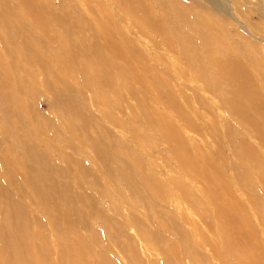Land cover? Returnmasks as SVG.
<instances>
[{
	"label": "bare ground",
	"instance_id": "6f19581e",
	"mask_svg": "<svg viewBox=\"0 0 264 264\" xmlns=\"http://www.w3.org/2000/svg\"><path fill=\"white\" fill-rule=\"evenodd\" d=\"M138 1L142 0H127L126 3ZM148 1V7L137 4L140 10L137 8L136 11L134 7L129 10L142 13V17L135 22L140 37L149 39L155 49H158L155 40L167 45L164 50L173 53L176 61L184 65V70L175 66L171 70V80L178 88L180 86L177 90L179 97L190 107L189 97L182 93L185 84L182 82L179 85L177 80L188 77L193 82H200L201 88H192L193 93L200 90L210 94L217 100V108L231 120L229 132L223 135L232 159L227 167L230 172L226 180L210 157L188 153L191 144L182 140L180 131L171 121H166L162 115L153 118L148 111L144 113L149 129L161 141L172 145L171 156L178 168L190 175L192 180L201 179L204 182L203 198L192 197L181 183L169 184L180 190L191 214L198 216L218 237L221 248L214 247L212 250L221 264H230L231 260L236 264H264V66L247 53V65L239 62L238 56L233 55L223 42L226 36L222 28L209 16L203 15L208 11L206 7L178 6L177 0ZM185 1L193 4V0ZM206 1L214 11L224 9L220 0ZM70 16L63 8H53L51 0H0V264H104L102 258L108 262L107 257L102 256L103 252L91 249L88 241H71L70 230L75 223L71 220L72 203L67 185L57 183L53 168L48 167L49 158L41 151L36 134L32 132L42 130L35 127L29 129L25 103L21 98L33 87L31 69L39 68L52 79L51 82L44 77L46 89L53 94L61 115L71 126L83 129L85 145L87 125L85 122L78 125L74 104L65 102L72 97L64 77L72 74L75 84L83 85L93 93L97 88L101 89L95 103L103 106L107 104L103 97V65L102 57L96 54L95 44H79L73 32L82 33L88 30V26L83 23L70 26ZM95 26L98 30L94 31L92 39L99 41L105 32L99 30L102 24L96 23ZM117 42L121 41L112 38L111 45L115 46ZM56 69L59 71L55 75ZM130 70V81L140 83L147 92H155L166 109L177 111L176 117L183 129L191 131L197 128L178 109L173 93L168 88L166 91L162 89L161 82L154 75H158L154 67L145 70L150 72V78L133 68ZM251 70L256 76L250 73ZM117 87L113 90H117L116 94ZM143 104L144 101L139 103L140 108ZM194 116L199 118L195 110ZM219 118L224 122L223 117ZM130 132L135 134L132 129ZM96 147L98 145L93 146ZM70 150L83 154L74 148ZM219 155L216 154L217 157ZM116 181L125 187L135 207H142L148 214L154 210L155 199L159 198L161 202L168 198L178 207L179 199L169 189L170 186L166 189L164 184L153 178L146 176L136 182L119 178ZM97 193L100 198L106 197V191ZM108 202L112 212L119 214L117 205L112 202L109 205ZM40 216L47 224L48 232L42 231ZM81 219L84 221L82 225L88 228L84 218ZM32 225L39 229L33 236L29 234ZM158 232L153 242L161 246L164 235ZM179 233L180 236L182 233ZM138 234L143 239L146 237L141 228H138ZM189 242L183 244L185 259L189 264H197ZM113 243L120 248L118 242ZM204 243L207 241L203 240ZM50 244L53 250L49 249ZM171 247L162 250L167 264L175 256L176 249L173 251ZM123 255L128 264H133L124 251Z\"/></svg>",
	"mask_w": 264,
	"mask_h": 264
},
{
	"label": "rangeland",
	"instance_id": "374dc122",
	"mask_svg": "<svg viewBox=\"0 0 264 264\" xmlns=\"http://www.w3.org/2000/svg\"><path fill=\"white\" fill-rule=\"evenodd\" d=\"M177 1L178 6L190 4L199 8L201 5L206 7L208 11L203 15L209 16L222 28L226 36L223 42L228 45L233 55L238 56L236 58H239V62L247 65V53L253 56L260 66H264V0H220L224 7L221 11L212 10L206 0H193L192 5L185 0ZM126 2L127 0H51L53 8H63L71 15L68 18L70 26L77 23L88 26V30L82 33L73 32L79 44H95L98 50L96 54L102 57L103 97L107 104L102 106L95 103L101 89L97 88L93 93L89 88L75 84L72 74L64 77L65 83L70 86L72 97L65 99V102L74 104L78 125L83 122L87 125V140L84 145L83 129L70 125L55 105L53 94L46 89L44 77H48L51 82L52 79L34 67L31 69L33 87H30L29 93L21 96L25 103V115L30 123L29 129L35 127L42 130L40 133L32 130L36 134L37 144L48 156L47 165L53 168L56 182L67 185L72 203L71 220L75 223V227L70 230L71 241H88L92 250L103 252L102 256L107 257L108 262L101 256L104 264H112L111 259L115 264H128L123 251L125 255L128 254L133 264H167L162 250L171 246L173 251L176 250L175 258L172 260L171 257L169 263L189 264L185 259L183 244L192 241L201 243L196 246L189 242V249L196 255L197 264H221L212 250L214 247L221 248L218 237L209 231L198 216L191 214L188 204L181 198L180 190L169 184L181 183L192 197L202 200L204 182L201 179L192 180L190 175L178 168L175 158L171 156L172 145L161 141L159 136L149 129L144 113L148 111L153 118L162 115L166 121H171L180 131L182 140L188 145L191 144L188 153L210 157L226 180L230 172L227 167L232 159L223 135L229 132L231 120L226 117L224 111L217 108V100L210 94L200 90L194 94L191 89H200L202 84L193 82L188 77L183 79L184 81L177 80V84H185L186 88L181 89L182 93L189 97L190 107H187L178 95L180 86L178 88L171 80L173 66L184 70V65L176 61L173 53L164 50L167 45L155 40L158 47L155 49L149 39L140 37L137 33L138 25L135 22L142 17V13L131 12L129 8L140 10L137 4L148 7L150 2ZM223 3L227 5L226 8ZM96 23L102 24L99 30L105 32L99 41L92 39L94 31L98 30ZM112 38L121 42L112 46ZM93 61L100 65L95 59ZM152 67L157 70L158 75H154L161 82L162 89L166 91L168 88V91L173 93L178 109L189 117L190 123L197 127L194 129L196 131L183 129L182 123L176 117L177 111L166 109L163 100L159 101L155 92H147L143 85L129 80L131 68L150 78V72L145 70H151ZM58 71L59 69L54 70V74ZM250 73L256 76L254 71L251 70ZM115 86H118L117 94V90L113 91ZM141 101H144L142 108L139 105ZM194 110L199 118L194 116ZM218 116L223 117L224 122L220 121ZM212 125L215 126L214 130ZM131 129L136 135L131 134ZM96 145L98 147L93 148ZM70 148L82 151L83 156L78 152L73 153ZM217 153L220 154L219 157L216 156ZM146 176L164 184L166 189L170 186L169 189L179 199L178 207L170 203L168 198L162 202L159 198L155 199L154 210L148 214L142 207H135L125 187L116 181L125 178L136 182ZM98 191H106V197H98ZM237 195L240 196V193L237 192ZM107 201L109 205L110 202L117 205L119 214L112 212ZM82 217L89 230L82 225ZM38 219L43 222L42 231L48 232L43 217ZM138 228L146 232L144 239L139 236ZM35 231L39 229L32 225L29 234L33 236ZM158 231L164 235L161 237L164 239V243L160 242L161 246L153 242ZM178 233L182 234L179 236ZM203 240L207 243L202 244ZM113 241L118 242L120 248ZM49 249L53 250L52 244ZM217 252L222 253L221 250ZM230 264L236 263L231 260Z\"/></svg>",
	"mask_w": 264,
	"mask_h": 264
}]
</instances>
